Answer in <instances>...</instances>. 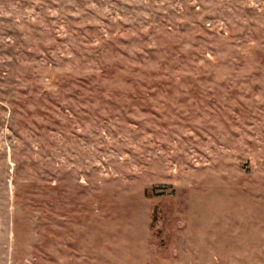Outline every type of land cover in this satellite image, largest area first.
Masks as SVG:
<instances>
[{
	"label": "rangeland",
	"instance_id": "374dc122",
	"mask_svg": "<svg viewBox=\"0 0 264 264\" xmlns=\"http://www.w3.org/2000/svg\"><path fill=\"white\" fill-rule=\"evenodd\" d=\"M0 264H264V0H0Z\"/></svg>",
	"mask_w": 264,
	"mask_h": 264
}]
</instances>
